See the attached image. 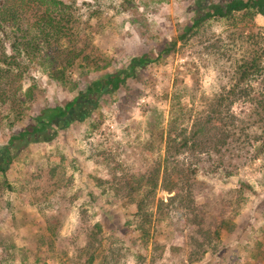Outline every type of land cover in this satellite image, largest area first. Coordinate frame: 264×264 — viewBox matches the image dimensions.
<instances>
[{
  "label": "trees",
  "instance_id": "obj_1",
  "mask_svg": "<svg viewBox=\"0 0 264 264\" xmlns=\"http://www.w3.org/2000/svg\"><path fill=\"white\" fill-rule=\"evenodd\" d=\"M195 14L169 46L150 49L131 63L129 70L91 82L86 85L85 94H79L64 107L44 106L37 115L35 127L9 138L12 145L43 131L54 120L65 118L74 106L79 107L77 100L104 93V87L116 91L134 76L137 67L151 74L164 64L158 61L163 62L176 53L179 42L185 44L198 37L200 30L211 21H223L225 30L208 46H198L199 55L215 60L209 66L202 62L204 68L216 73L214 82L204 89L193 78L191 84L175 79L169 96V82L162 86L150 77L146 88L151 94L146 96L144 92V97L153 99L160 94L157 87L162 86L164 94L159 100L168 104L169 109L165 124L158 99L144 114V130L150 133L142 146L147 155L144 172L117 176L122 171L121 164L109 156L103 157L101 165L109 171L108 178L95 179L97 195L89 194L95 203L98 197L103 204L114 202L111 208L120 202L128 215L124 234L127 238L134 237L137 248L133 257L138 264L146 259L150 225L161 223L170 213L183 217L194 229L190 240L201 252L188 259L189 263L199 261L209 249L215 253L218 243L232 229L234 216L232 211L219 214L210 224L211 228H204L210 215L196 196L197 178L206 181L219 174L218 169L233 159L237 149L251 148L255 156L264 160V33L246 34L244 26L256 17L264 19V0L212 1ZM110 17L127 18L142 27L148 22L144 2L139 0H0V116L6 110L4 119L9 115L13 119L22 118L33 111L36 100H45L50 91L65 85L73 90L70 82L73 73L87 78L83 66L88 65L89 57L82 46L91 43L104 24H109ZM187 65L184 63L182 68L188 69ZM178 73H181L178 77L184 75L183 71ZM139 99V95L126 91L117 112H130ZM11 154L10 146L1 151L6 156L4 161L0 157V174L5 180L6 165L10 166L14 157ZM213 156L219 164L211 170L209 163L214 161ZM201 157H206L208 163L202 162ZM220 171L222 178L232 177L227 169ZM157 191L170 196L165 201L156 200ZM253 192L250 184L237 182L235 204L229 200L227 208L240 205L244 195ZM107 238L102 225L95 224L83 235L82 244L73 247L69 264H80V261L82 264H119L122 248L112 245L121 242L117 240L105 247ZM157 250L155 242L152 253Z\"/></svg>",
  "mask_w": 264,
  "mask_h": 264
},
{
  "label": "rangeland",
  "instance_id": "obj_2",
  "mask_svg": "<svg viewBox=\"0 0 264 264\" xmlns=\"http://www.w3.org/2000/svg\"><path fill=\"white\" fill-rule=\"evenodd\" d=\"M139 1L144 2L146 25L142 27L130 23L127 18L110 17L109 24H104L91 43L82 46L89 57L88 65L83 66L87 78L73 73L70 80L73 90L65 85L50 91L45 100H36L32 112L19 119L10 115L4 119L6 110L1 111L0 157L6 160V156L1 155L6 146H10L14 157L11 165H6V180L0 174V264H69L73 247L82 244L83 235L97 223L108 235L105 247L120 240L121 243L112 245L122 248L123 258L118 260L119 264H138L133 257L137 248L134 237L127 238L124 234L127 212L120 202L111 208L114 202L103 204L98 197L95 203L89 194H95V179L108 178L109 171L101 165L103 157L109 156L121 164L122 171L117 176L144 172L147 155L142 146L150 135L144 130V114L149 105L164 94L161 88L166 81L169 82V96L175 79L191 84L193 78L204 89L214 82L216 73L204 65L209 66L215 60L199 55L198 46H208L221 34L226 28L223 21H211L200 30L198 37L185 44L179 42L176 53L163 62L158 61L164 66L161 64L151 74L137 67L134 76L116 91L104 87V93L77 100L76 120L54 122L48 140L32 137L10 145L9 138L35 127L37 115L44 106L64 107L79 94H85L86 85L91 82L102 81L120 70H129L130 64L150 49L169 46L183 26L196 16L198 9H204L212 1L227 0ZM244 26L246 34L264 33L262 17ZM184 63H188V69L182 68ZM180 71L184 72L182 77L177 75ZM150 77L162 85L157 87L160 94L153 99L144 97V92L146 96L151 94L146 88ZM126 91L141 99L130 112L120 114L118 106ZM158 107L162 114L164 112L165 124L169 106L162 104L160 99ZM80 118L82 122H77ZM212 158L211 170L219 164L216 156ZM201 160L208 163L206 157ZM222 169L230 171L232 177L222 178ZM218 173L206 181L197 178L195 188L197 198L210 215L205 229L211 228L210 224L219 214L233 212L232 229L218 243L217 251L209 249L199 261L189 263L188 259L201 252L190 240L194 229L183 217L170 213L161 223L150 225L151 236L146 239L148 246L143 264H264V160L255 156L251 148L237 149L233 159L227 160ZM240 181L250 184L254 192L246 193L240 205L227 208L229 200L235 204V187ZM169 196L163 191L156 192V200L165 201ZM155 242L158 250L152 253ZM142 254L144 256V250ZM251 256L256 259L252 260Z\"/></svg>",
  "mask_w": 264,
  "mask_h": 264
},
{
  "label": "flooded vegetation",
  "instance_id": "obj_3",
  "mask_svg": "<svg viewBox=\"0 0 264 264\" xmlns=\"http://www.w3.org/2000/svg\"><path fill=\"white\" fill-rule=\"evenodd\" d=\"M77 105H79V103H77ZM78 111H79V107L74 106L71 110H69L67 112L66 117L65 118H62L60 120H62V121H65V120H70V121L71 120H75L76 119L75 116L77 115V112ZM56 121H59V119L54 120L50 125L46 126V128L43 131H41V132H39V133H37V134H35L33 136H28L27 138L30 139L32 137L33 138L34 137H36V138L38 137L39 139H41V138H47L48 139L50 137V133L52 132V125Z\"/></svg>",
  "mask_w": 264,
  "mask_h": 264
},
{
  "label": "water",
  "instance_id": "obj_4",
  "mask_svg": "<svg viewBox=\"0 0 264 264\" xmlns=\"http://www.w3.org/2000/svg\"><path fill=\"white\" fill-rule=\"evenodd\" d=\"M28 140H29V139H28ZM28 140H27V141H28Z\"/></svg>",
  "mask_w": 264,
  "mask_h": 264
}]
</instances>
